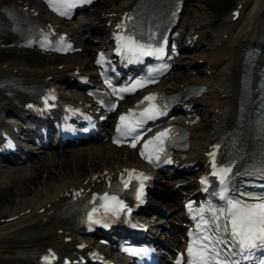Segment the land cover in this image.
<instances>
[{
    "label": "bare ground",
    "instance_id": "6f19581e",
    "mask_svg": "<svg viewBox=\"0 0 264 264\" xmlns=\"http://www.w3.org/2000/svg\"><path fill=\"white\" fill-rule=\"evenodd\" d=\"M1 1V0H0ZM30 3L37 4V0H27ZM127 0H105L104 5L101 8L106 9L116 6L120 7V3L123 4ZM242 8L240 10L239 17L236 21H232L231 16L225 18L222 23L214 30H210L209 27H213L214 23L209 21V17L204 13L194 10V16L191 22V28L194 29L201 37L206 36L211 31L212 41L209 44L207 51L205 52L204 59L206 64L204 66L205 71H210V74L183 76L184 80L190 79L194 81H203L208 85L207 92L200 98L193 99L195 106L204 110L207 113H213V118H216V109L222 111L219 121L223 126H231L235 121L237 111V99L240 88V76L242 70V56L241 53L248 47V45L254 44L258 39L263 45L264 50V0H242ZM96 11V9H95ZM100 12L89 14L87 20L90 26L99 24L101 17L97 14ZM0 33L4 28L5 19L4 15L0 13ZM100 31H103L101 26L96 27ZM81 42V41H80ZM86 48H89L90 44L84 43ZM7 52H17V50H9ZM29 53V52H25ZM19 59H7L4 63L0 62V77L7 74L20 73L28 79H36L42 77L44 73H55L58 70H54V67L49 65H56L58 63H65V65L71 64H83L90 66L88 52L75 53L73 55L66 56H50L41 57L40 59L46 61L42 71H37L35 68H28L26 57ZM58 59L59 62H52ZM247 66V65H246ZM245 69V67H244ZM40 76V77H39ZM174 76L161 83L162 87H167L170 84H174ZM183 80V81H184ZM13 97L11 95L6 97L0 91V114L4 110L16 109L13 103ZM212 129L214 132L205 133L201 129L193 127L192 133V151L190 153L191 158H196L199 151L203 150L204 146L212 139L215 132L218 130V123L213 122ZM119 149L109 148L108 151H97L96 146H87L79 151H75L74 157L69 159L63 156L64 165L57 167L55 163V157H44V162L51 164L58 170V175H53L47 167H43L41 160L35 161L30 167H23L18 171H8L0 178V189H3V183L8 181L11 187H13L18 195L17 200L13 205L4 209L5 215H15L19 212L30 208L28 213L19 215L17 218L8 221L0 222V264H26L19 259L22 251L38 250L40 249L39 243L50 240L58 248L66 246L63 242L65 235H73L71 231L69 234H65L69 229L64 227L65 220L61 219L56 223L55 216L50 218L47 222L38 225L37 222L41 217L46 214L48 209H45L43 213H37V209L41 206L50 204V208L55 204L56 209L63 206L62 200H56L57 195L62 189L71 185L74 180V185H79L86 177L85 174L89 173V170H101L103 168L117 169L122 164L121 156L119 155ZM87 155L91 162L87 166L83 165L82 158ZM59 158V157H56ZM66 165V166H65ZM70 168L72 174L62 171L64 168ZM47 172L46 183L40 190L26 193L22 183L24 181L38 182V172ZM192 182L187 183V187H190ZM178 192L175 191L174 195ZM165 211L164 214H177L181 216V209H179L177 203L172 205L158 202ZM2 213V212H1ZM0 213V214H1ZM156 223H162L159 220ZM169 223L174 231L180 229L178 225H175V221L169 219L165 221ZM160 227V226H155ZM63 233H60V230Z\"/></svg>",
    "mask_w": 264,
    "mask_h": 264
},
{
    "label": "snow or ice",
    "instance_id": "6c2138e0",
    "mask_svg": "<svg viewBox=\"0 0 264 264\" xmlns=\"http://www.w3.org/2000/svg\"><path fill=\"white\" fill-rule=\"evenodd\" d=\"M47 3L57 11L60 15H68V11L75 7L77 3L88 4L92 0H46ZM131 20V17H129ZM122 24H118L117 28H122ZM117 49L116 51L122 55L138 59L145 55L163 56L164 48L160 47L157 49L148 50L150 46L139 43L132 35L123 36L116 34ZM59 50V49H57ZM104 54H100V59L97 63L103 62ZM108 83V81H106ZM144 82L141 80L135 81L131 87L113 89V92L119 94L122 92L134 91L136 87H143ZM122 98V97H121ZM155 100V94H150L144 97V101ZM141 101V103H144ZM112 107H115L113 105ZM155 104H149L148 107L144 108L139 113V117L146 119H154L156 116L163 115ZM134 116L132 110L125 115H121L120 121L123 126V131L126 134H131L136 131L137 127L142 125L141 119H130ZM121 125H118L117 131L121 132ZM172 131L171 129H165L160 133H157L152 140L147 141L144 145L145 149L148 148L149 144H155L153 148V154L149 155L145 151H141V156L145 159H149L150 162L153 160V155L156 161H159V153L164 152V139H167V134ZM138 137H133L135 141ZM132 147H136L135 142L132 143ZM212 157V175L218 178L219 191L213 192L212 195L218 196L223 202V206L215 207L208 204L205 207L203 204L193 209L192 204L187 205L190 212H195L199 216V221L196 224V231L190 232L191 237L189 245L187 247V260L186 264H242L243 261H248L253 258L254 253L261 251V255H264V184H249L248 187H258L262 189L259 193H253L244 190H235L229 187L233 173L232 165L229 164L226 167H216L215 153H209ZM166 163H171L170 160H165ZM129 178H135L140 180L141 177L146 180L148 177L144 176L143 173H135V170L129 172L125 170ZM135 173V175H133ZM255 175L259 179H264V168H261L256 173H250ZM123 179V177H122ZM201 184L205 185L204 191L208 192V178L202 177ZM129 182L125 180L123 187L127 188ZM143 188L144 184L141 180L139 190L136 191V199L143 202ZM79 195V193H77ZM93 199H99L103 201L100 204L103 214L118 215L120 211H123L126 206L123 201L119 200L117 195L109 196L105 192L100 197H93ZM99 209L96 207L92 208V213L97 212ZM130 212L131 209H128ZM92 213H89V220L92 223H101L100 220H93ZM207 213V216H205ZM194 219L196 217H193ZM135 227V225H133ZM104 227H108L105 223ZM124 251L129 252L133 255L141 252L147 253V249H134L125 248ZM47 262L49 257L44 258ZM183 257L177 260L176 264H181ZM259 264H264V259L259 261Z\"/></svg>",
    "mask_w": 264,
    "mask_h": 264
},
{
    "label": "rangeland",
    "instance_id": "374dc122",
    "mask_svg": "<svg viewBox=\"0 0 264 264\" xmlns=\"http://www.w3.org/2000/svg\"><path fill=\"white\" fill-rule=\"evenodd\" d=\"M217 0L211 1L209 2L205 7H202L199 11L203 12L206 16H209V18H215L216 21L218 23H220L226 16H227V10L226 11H220V13H218V15H216L215 11L213 10V7L215 6V2ZM219 1H223V0H218ZM220 3V2H219ZM25 56L27 58V60L31 61L32 59V64L37 63L39 61H41L40 57H38L37 55L30 53V55H27L25 53L22 52H1L0 53V60H7V59H19L21 60L22 57ZM36 61V62H34ZM43 62V61H42ZM46 62V61H44ZM52 62H59V60H54ZM34 66V65H32ZM85 164V161H84ZM22 186L24 187V192H28L30 191V189L28 188V186L24 185V183H22ZM15 189L13 187H7V188H3L0 189V212L3 211L5 208L9 207L8 204H11L13 202L16 201L15 198ZM10 201V203H9Z\"/></svg>",
    "mask_w": 264,
    "mask_h": 264
}]
</instances>
